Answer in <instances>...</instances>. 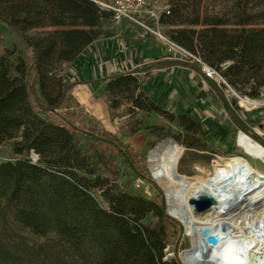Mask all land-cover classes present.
<instances>
[{
  "label": "trees",
  "instance_id": "16d2710c",
  "mask_svg": "<svg viewBox=\"0 0 264 264\" xmlns=\"http://www.w3.org/2000/svg\"><path fill=\"white\" fill-rule=\"evenodd\" d=\"M169 2L170 13L159 18L171 26L169 38L215 68L240 94L260 97L264 0H234L229 17L204 13L203 0ZM112 15L94 0H0V24L7 23L31 53L28 59H13L11 49L0 54V142L12 141L15 154L33 153L0 163V212L36 235L55 233L77 254L94 257V264H183L177 245L174 257L167 258L170 227L181 228V223L168 214L163 193L152 199L119 187L112 164L120 158L134 169L132 155L96 128L83 129L64 116L53 117L82 83L66 78L65 64L74 62L95 40L110 35L99 24ZM33 30L35 35L30 34ZM172 65L192 66L203 73L197 63L168 56L99 80L106 82L112 109L122 104L117 95L125 94L135 109L178 120L191 134L182 142L206 151L200 122L189 113L175 114L161 107L143 89V81L156 69ZM207 79L227 100L218 84ZM230 115L250 134L233 109ZM251 136L264 147L260 137ZM78 137L90 142V156ZM98 166L111 176L100 175ZM149 215L156 221L146 224ZM29 255L25 246L14 242L0 216V261L25 264Z\"/></svg>",
  "mask_w": 264,
  "mask_h": 264
},
{
  "label": "rangeland",
  "instance_id": "374dc122",
  "mask_svg": "<svg viewBox=\"0 0 264 264\" xmlns=\"http://www.w3.org/2000/svg\"><path fill=\"white\" fill-rule=\"evenodd\" d=\"M149 2L155 7L157 5H170L169 0H149ZM202 8L203 12L209 15L219 14L229 17L232 16V12L234 11V0H203ZM259 8L257 7V9ZM100 23L103 30L110 32L109 24L107 22L104 23V19H101ZM156 27L157 25L153 29ZM170 27L166 24L160 26L161 32L168 38ZM36 32L33 30L30 31V34L35 35ZM0 38V54L11 49L15 52L13 59L17 56H23L28 59L27 57L31 56L28 44L16 36L6 23L0 24ZM221 89L233 105L240 103L246 109L250 108V106L245 104V102L261 99V96L251 98L242 95L228 85L221 86ZM104 91H106V86ZM125 96V94L117 95L118 100H121L122 104L118 108H115L113 113L115 125L118 127L115 133L105 132L95 117L86 112L76 100H73L72 95H69L66 103L59 109L58 115L53 114L55 119L64 116L83 129L91 130L96 128L98 132H102L111 139L118 141L132 155L135 163L134 169L129 167L120 158H116L112 164V169L117 173V182L122 190L140 193L152 199L158 198L163 193L168 210L167 192L153 177L151 168L153 151L159 146V151L161 150V153H165L170 144V142L166 141L167 138H174L179 146L185 148L177 165L178 174L182 182H193L196 178L204 175L199 168H206L213 177H217L229 171L238 162L252 164V167L264 173V163L248 156L238 145L237 134L241 130L233 124L225 112H223L224 118L219 121L218 127L222 128V124L225 123L226 130L221 132L209 131L211 134H207V129L206 131L203 129L201 136L202 140L207 143L208 150L198 151L189 148L182 142V140L188 138L191 134L189 135L184 130L178 120L171 121L158 113H149L135 109L132 107L131 99ZM155 128H158V130L153 132ZM76 140L85 154L90 156L92 154V151L89 149L90 142L83 137H78ZM32 154V152L30 154H15L12 149V141L0 142V163L17 158L30 157ZM97 171L102 176H111V173L101 166L97 167ZM138 184H141V186L139 187ZM176 201L177 203H181L182 198L178 196ZM0 216L2 222L8 226L14 242H18L28 249L30 257L26 260L25 264H94V257L77 254L65 246L55 233H51L48 236H39L14 221L10 214L3 217L0 212ZM155 221L156 219L153 215H149L145 219L146 224ZM180 223L181 228L178 226L170 227V240L166 248L167 255H169L175 253V245H177L179 248L177 252L179 259V253L184 249L190 248L193 242V238L187 235L184 225L181 221ZM182 263L185 264L184 262ZM192 263L194 264V261ZM0 264L5 263L0 261Z\"/></svg>",
  "mask_w": 264,
  "mask_h": 264
},
{
  "label": "crops",
  "instance_id": "0c3cea01",
  "mask_svg": "<svg viewBox=\"0 0 264 264\" xmlns=\"http://www.w3.org/2000/svg\"><path fill=\"white\" fill-rule=\"evenodd\" d=\"M106 22L111 29L110 35L95 40L74 62L65 64V73L68 80L82 82L70 94L73 100L93 115L105 132L115 133L118 127L113 119L114 109L110 107L109 97L104 91L106 82L99 79L168 58L171 54L166 41L153 32V27L157 25L160 28L163 23L155 24L149 17L123 21L106 18ZM99 25L102 28L101 23ZM143 89L158 105L170 112L192 115L205 131L207 129V134L226 130L225 123L222 128L218 127L219 121L224 118L223 112L240 129L230 115L233 109L250 128L248 136L254 133L264 142V88L257 103L249 105L247 101L245 104L250 108H238L227 97L223 100L204 73L195 67L172 65L156 69L154 75L143 81ZM240 132L244 131L238 134Z\"/></svg>",
  "mask_w": 264,
  "mask_h": 264
},
{
  "label": "bare ground",
  "instance_id": "6f19581e",
  "mask_svg": "<svg viewBox=\"0 0 264 264\" xmlns=\"http://www.w3.org/2000/svg\"><path fill=\"white\" fill-rule=\"evenodd\" d=\"M253 103L257 101H249V105ZM237 142L248 156L264 163V147L261 144L244 132L238 134ZM184 150V147L170 143L165 153H161V150L153 151L155 155L151 156V168L153 177L168 194L171 213L183 221L187 235L193 238L194 243L200 244L203 250L198 258L187 254L185 262L264 264V178H261L264 173L256 170L252 164L238 162L217 177H213L206 168H199L204 175L193 182H182L177 165ZM158 152L160 153L156 155ZM246 176L251 181L246 180ZM197 193L216 197L219 206L196 213L188 199L197 196ZM238 193L243 194V199L232 209H226L224 202ZM178 196L182 198L181 203L176 201ZM182 207L183 210L180 211ZM204 226L219 227L221 241L224 242L222 247L209 246L201 239L199 233Z\"/></svg>",
  "mask_w": 264,
  "mask_h": 264
},
{
  "label": "built area",
  "instance_id": "2783aa9c",
  "mask_svg": "<svg viewBox=\"0 0 264 264\" xmlns=\"http://www.w3.org/2000/svg\"><path fill=\"white\" fill-rule=\"evenodd\" d=\"M103 9L112 12V19L115 21H123L125 19H132L135 17H149L156 24H159L160 15L163 12L170 13V5L166 4L160 8H157L149 3V0H94ZM142 21V19H141ZM153 32L157 34L160 38L166 41L168 46V51L173 58L190 60L197 63L202 72L207 78L213 79L221 87L222 84H226V80L215 68L211 67L205 63L198 55L191 53L182 46L176 44L170 38L165 36L160 28L157 26ZM140 187L141 184H138Z\"/></svg>",
  "mask_w": 264,
  "mask_h": 264
},
{
  "label": "water",
  "instance_id": "95a60500",
  "mask_svg": "<svg viewBox=\"0 0 264 264\" xmlns=\"http://www.w3.org/2000/svg\"><path fill=\"white\" fill-rule=\"evenodd\" d=\"M248 99H250V98H248ZM250 100H252V99H250ZM242 107H243V105H241L239 103L238 108H242ZM166 141L173 143V144L174 143L178 144L174 138H167ZM159 149H160L159 146L156 147V150H159ZM182 155H183V153H182ZM33 157H34V159H37L38 155L36 153H34ZM241 173H242V171H241ZM261 178H264V177L261 176ZM245 179L248 181H251L250 179H248V176H246ZM252 188H253V186H252ZM242 193H240V194L238 193L236 195H232L231 197H229V199L226 202H224V204H223L226 207V209H232L234 205L239 204L240 201L243 199ZM167 197H168V194H167ZM188 203L190 205H193L194 211L196 213L206 212L213 207L217 208L219 206L218 199L216 197H214L210 194H205V193H197V196H191L188 199ZM167 204H168V210H167L168 213L171 216L176 217L170 211L169 199H168ZM182 210H183V207L180 209V211H182ZM180 221L184 225L183 221L182 220H180ZM257 226H259V224H257ZM184 228H185V231H187V228L185 225H184ZM199 235H200L201 239L205 240L206 244H208L209 246L222 247V243H224L221 241L222 238H221V235L219 233V227L218 226H204L200 229ZM187 254L192 255L195 258L200 257L203 254V250L201 249V245L194 243V241H193L192 246L190 248L184 249L179 253V257H180L181 261L184 262L185 264H187V263L185 262L184 257ZM241 254H243V252H241ZM168 257H174V253L167 255V258Z\"/></svg>",
  "mask_w": 264,
  "mask_h": 264
}]
</instances>
